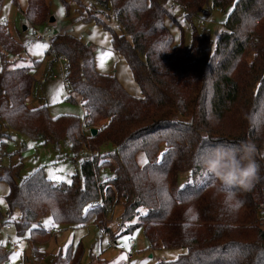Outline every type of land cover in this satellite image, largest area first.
Instances as JSON below:
<instances>
[{"label":"trees","instance_id":"obj_1","mask_svg":"<svg viewBox=\"0 0 264 264\" xmlns=\"http://www.w3.org/2000/svg\"><path fill=\"white\" fill-rule=\"evenodd\" d=\"M4 1L0 145L20 134L39 145L64 143L79 159L68 184L54 185L41 169L19 178L20 157L0 176L7 186V216L18 213L16 233L29 231L30 244L47 240L51 231L39 221L49 216L55 225L74 229L94 222L114 239L102 225L121 203V225L136 218L127 232L142 229L151 249L185 250L158 264H264V219L258 215L264 208L258 203L264 205V0H174L190 26L188 46L174 44L163 0H91L116 21L121 34L110 30L111 43L140 97L129 95L113 75L96 71L90 46L55 32L49 51L65 60L66 89L78 95L82 121L70 115L52 119L47 106L28 108L35 86L29 71L40 62L14 65L23 48L5 25ZM60 1L83 6L80 0ZM24 2L21 8L19 0H10L27 25L49 21L45 0ZM230 5L213 45L209 32L192 21L210 8L224 11ZM87 18L95 17L88 11ZM90 129L97 130L94 136ZM241 141L256 145L259 179L251 191L235 189L229 196L198 160L209 147ZM139 153L145 157L142 166ZM68 251L70 263H78L80 244ZM7 257L0 245V264Z\"/></svg>","mask_w":264,"mask_h":264},{"label":"rangeland","instance_id":"obj_2","mask_svg":"<svg viewBox=\"0 0 264 264\" xmlns=\"http://www.w3.org/2000/svg\"><path fill=\"white\" fill-rule=\"evenodd\" d=\"M45 1L51 15L49 21L34 28L25 23L23 14L16 6L10 4V0L4 1L1 13L6 19L5 25L11 36L23 48L20 58L14 65L30 67L33 61L40 62L38 67L31 68L29 71L35 86L28 100V108L38 109V107L47 106L52 119L70 115L82 121L83 111L79 103L80 99L78 95L66 89L64 79L66 63L62 59H57V56L49 51L48 39L52 38L55 32L69 34L80 39L86 46H90L93 50L96 71L103 75H113L129 95L140 97V91L132 79L128 65L113 49L110 30L116 35H120L121 31L110 12L95 6L91 0H80L82 7L72 1H67V7L60 0ZM19 4L23 8L24 0H19ZM162 5L171 17L166 19L165 23L174 44L182 42L188 46L191 37L190 26L184 20L181 8L174 0H163ZM231 9L232 5L224 11L210 8L207 13H201L195 17L192 23L198 30L206 29L214 45L224 30L223 24ZM88 11L95 18H87ZM51 18L53 21H50ZM32 29L40 35L39 39L34 38ZM84 134L87 136L88 131L84 130ZM21 144H23L22 149H20ZM19 159L21 161L20 168L17 170L19 178L22 179L41 169L44 176L54 185L68 184L71 176L77 174L79 168V159L71 157L64 143H58L57 146L52 143L39 145L29 137L14 134L11 139L5 140L4 144L0 145V176L16 165ZM136 160L139 166L145 163L142 153L137 155ZM182 185L183 179H179L178 186ZM6 193L7 186L0 181V222H8L11 226V231L0 236V245H3L8 253L7 260L3 264H71L65 255L72 252L68 251L69 247L74 251L78 244L82 254L78 263L74 264H158L173 261L185 252L184 249H151L142 229L135 228L127 232L129 225L136 223V218L121 225L123 213L121 203L109 210L105 223L102 225L113 235L114 239H111L109 235L108 237L116 244L114 247L107 246L109 239L100 237L94 222L74 229L55 225L49 216L42 218L39 222L43 228L51 231L50 237L45 241L30 244L27 242L29 231L26 230L22 235H18L14 229L13 222L18 219V213L14 212L11 216H7L4 201ZM258 203L264 207L260 199ZM259 211V217L264 219V208H260ZM140 212L143 210L140 209ZM7 237L10 240L9 243H6ZM119 247H123L124 251H119ZM126 254L131 255L129 261Z\"/></svg>","mask_w":264,"mask_h":264},{"label":"clouds","instance_id":"obj_3","mask_svg":"<svg viewBox=\"0 0 264 264\" xmlns=\"http://www.w3.org/2000/svg\"><path fill=\"white\" fill-rule=\"evenodd\" d=\"M256 151V145L251 141H241L239 145L219 144L206 149L198 163L216 179L220 189L234 196L233 190L251 191L259 179L254 160Z\"/></svg>","mask_w":264,"mask_h":264},{"label":"built area","instance_id":"obj_4","mask_svg":"<svg viewBox=\"0 0 264 264\" xmlns=\"http://www.w3.org/2000/svg\"><path fill=\"white\" fill-rule=\"evenodd\" d=\"M32 33L34 35V38H36V39L40 38V35L37 34L33 29H32ZM49 41H50V39H48V42ZM10 230H11V226L8 223H4V222L2 223V221L0 222V236L3 235V234H6ZM99 233H100L101 236H103V237H105L107 239L109 238V237H107L106 233L102 231L101 228H99ZM9 242H10V240L6 239V243H9ZM107 245L109 247L116 246V244L114 242L110 241V240H108ZM13 247H15V245ZM119 251H124V248L123 247H119ZM126 256H127V260L129 261L131 259V255L130 254H126Z\"/></svg>","mask_w":264,"mask_h":264},{"label":"water","instance_id":"obj_5","mask_svg":"<svg viewBox=\"0 0 264 264\" xmlns=\"http://www.w3.org/2000/svg\"><path fill=\"white\" fill-rule=\"evenodd\" d=\"M50 21H53L52 18L50 19ZM25 30V29H24ZM97 130L96 129H90V134L91 136H94L96 134Z\"/></svg>","mask_w":264,"mask_h":264}]
</instances>
